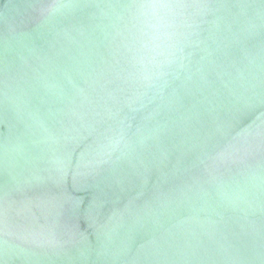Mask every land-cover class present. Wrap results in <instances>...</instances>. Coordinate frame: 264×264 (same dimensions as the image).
Returning a JSON list of instances; mask_svg holds the SVG:
<instances>
[{
  "label": "water",
  "instance_id": "water-1",
  "mask_svg": "<svg viewBox=\"0 0 264 264\" xmlns=\"http://www.w3.org/2000/svg\"><path fill=\"white\" fill-rule=\"evenodd\" d=\"M52 2L0 0V264H264V0H207L188 72L123 110V141L87 174L95 132L50 146L36 125L92 118L116 0L45 23Z\"/></svg>",
  "mask_w": 264,
  "mask_h": 264
},
{
  "label": "clouds",
  "instance_id": "clouds-1",
  "mask_svg": "<svg viewBox=\"0 0 264 264\" xmlns=\"http://www.w3.org/2000/svg\"><path fill=\"white\" fill-rule=\"evenodd\" d=\"M87 6L79 0H53L41 3L38 15L46 23L57 14ZM105 7L101 16L118 22L111 25L115 29V52L102 82H98L102 94L92 105V118L85 120L83 114L73 112L75 121H70L60 135L52 134L43 124L36 125L39 135L50 146L79 145L85 139L83 132L96 133L95 143L85 145L81 152L79 166L84 169L81 174L106 162L121 144L120 117L125 108L135 111L146 106L171 79L188 72L192 49L201 43L204 18L213 10L207 0H116ZM106 120L114 121L116 126L100 127ZM54 173L50 176L54 180L67 175V164L59 157ZM250 183L254 186L264 183V178L253 174ZM236 199L243 197L236 194Z\"/></svg>",
  "mask_w": 264,
  "mask_h": 264
}]
</instances>
